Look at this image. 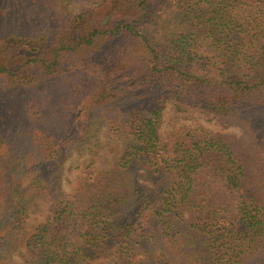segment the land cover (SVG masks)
<instances>
[{
    "label": "trees",
    "instance_id": "obj_1",
    "mask_svg": "<svg viewBox=\"0 0 264 264\" xmlns=\"http://www.w3.org/2000/svg\"><path fill=\"white\" fill-rule=\"evenodd\" d=\"M68 1L0 0V264H18L21 242L33 251L24 264H264V194L229 216L200 181L207 166L241 195L230 138L181 127L163 156L157 130L168 101L240 121L264 191V0ZM75 73L69 111L44 113L36 92ZM94 124L116 141L109 162L62 200L66 153L86 148ZM38 196L49 221L24 236ZM56 221L75 234L50 235Z\"/></svg>",
    "mask_w": 264,
    "mask_h": 264
},
{
    "label": "rangeland",
    "instance_id": "obj_2",
    "mask_svg": "<svg viewBox=\"0 0 264 264\" xmlns=\"http://www.w3.org/2000/svg\"><path fill=\"white\" fill-rule=\"evenodd\" d=\"M92 1V0H91ZM89 2L82 3L89 4ZM69 9L76 10L80 4L69 0L65 3ZM44 22V21H43ZM40 22L36 25H29L27 30H43L46 25ZM1 26V25H0ZM80 74H70L63 77H55L49 79L47 86L45 85L36 92V97L44 100L43 111L57 112L59 116H63L70 109L74 98H78L79 82L82 80ZM84 82L82 83L83 86ZM76 85L75 89L70 86ZM82 87V94L84 95ZM79 95V97H80ZM9 104L13 112L17 116L21 113L19 98L15 94L9 96ZM106 110L102 111L105 113ZM102 116V115H101ZM45 123V122H44ZM45 126V124H44ZM199 126L207 131L216 132L226 135L230 138L233 146L238 150L242 162L244 164L243 176L240 178V189L238 196L236 191L230 187H226L213 171L207 166L201 167L200 181L204 183L209 199H214L225 209V212L230 216L235 210V204L242 196L248 198L251 195L260 196L264 194L263 187L260 181L259 159L256 149L252 143L249 132L244 125L225 115L209 114L197 107H188L182 110H176L173 103L168 101L164 104L160 121L158 124V134L160 144L163 145V156L170 151L172 143L175 140L178 129L181 127ZM88 145L81 152L69 150L62 163L60 171L59 198L62 200H70L76 190L78 180L82 176L84 170H96L100 166L108 164L112 147L115 145L114 138H106V127L102 125H93L91 128ZM110 130V129H109ZM106 135V136H105ZM164 151V152H163ZM78 156V157H77ZM87 158V160H86ZM88 160H91L90 162ZM48 201L41 196L36 197L30 206L27 208L24 222V236H28L33 232L38 223L49 221L48 218ZM49 234L62 236L74 235L75 230L66 222H52L49 225ZM33 255V251L21 242L17 250L12 255V259L18 264H24L29 256Z\"/></svg>",
    "mask_w": 264,
    "mask_h": 264
}]
</instances>
